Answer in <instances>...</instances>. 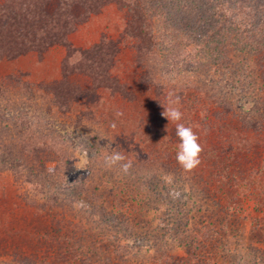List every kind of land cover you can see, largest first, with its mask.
I'll return each mask as SVG.
<instances>
[{
    "label": "rangeland",
    "instance_id": "rangeland-1",
    "mask_svg": "<svg viewBox=\"0 0 264 264\" xmlns=\"http://www.w3.org/2000/svg\"><path fill=\"white\" fill-rule=\"evenodd\" d=\"M73 9L85 18L82 7ZM149 19L144 16L141 27L150 34L133 37L125 12L109 5L81 24L67 45L44 55L29 52L0 60V86L11 77L18 94L27 92L16 107L45 113L52 103L65 100L53 96L50 87L67 70L87 63L96 44L120 46L115 59L106 56L103 64L118 77L117 91L98 87L87 73L69 75L78 95L69 114L59 119L70 139L57 153L36 157L33 178L44 177L46 183L22 184L0 165V264H264V127L231 138L227 126L221 133L201 121L190 122L209 154L200 156L195 169L181 173L175 122L163 113L182 106V88L202 74L201 58L196 66L165 75L167 57L182 46H175L172 33L163 32L162 27L173 26L172 18L165 26L158 18ZM187 46L190 50L192 44ZM231 55L238 66L225 69L221 80L239 92L231 76L248 75L241 65L250 57L237 49ZM263 76L258 80L264 83ZM35 92L37 100L31 99ZM60 108L51 113L59 114ZM26 115L23 119H29ZM117 152L125 159L109 164L107 158ZM61 173H69L72 184L83 175L98 186L96 197L79 198L71 183L59 192L47 187ZM129 183L137 190L131 191Z\"/></svg>",
    "mask_w": 264,
    "mask_h": 264
},
{
    "label": "trees",
    "instance_id": "trees-1",
    "mask_svg": "<svg viewBox=\"0 0 264 264\" xmlns=\"http://www.w3.org/2000/svg\"><path fill=\"white\" fill-rule=\"evenodd\" d=\"M54 3L55 8L48 10ZM109 5H118L125 12L128 20L127 30L136 38L150 34L141 27L144 16L150 19L158 18L162 25L172 18L170 23L173 26L162 29L163 32L166 30L172 33L171 38L175 39L172 42L175 46L181 44L182 48H179L177 54H171L173 57H167L166 69L163 70L165 75L177 74L176 70L183 72L188 65L196 66L201 58L202 68L200 67L199 72L202 74L190 80L185 88H182L183 95L179 97L182 106L178 108L185 112L183 121L186 126H190V122L201 121L203 125L210 127L209 130L216 129L221 133L227 126L228 130L225 132H229L225 134L231 135V138L242 134L249 136L253 129L257 132L263 130L264 121L260 114L264 107V83L258 78L261 72L264 73V0H2L0 60H14L29 52L44 55L54 46L67 45L70 35L79 29L81 24L87 22L91 16L101 13ZM77 6L84 9V19L75 14L73 8ZM190 43L192 47L189 50L187 44ZM113 44L105 45L104 42H99L94 53L86 55L87 63L80 62V66L67 70L60 80L53 83L49 89L52 95L65 96V100L62 99L61 104L52 103L51 106H54L48 107L45 113L38 109L31 112L21 105L20 111L16 107L15 104L22 96L27 99V92L18 94L11 77L8 84L0 86L2 172L12 174L14 179L22 184H44V177L38 181L33 178L38 172L35 171L38 153H57L56 150L62 148L70 139L63 128L65 122L59 119L60 114H69L73 99L78 95L76 89L68 83L71 81L69 75L87 73L98 87L117 89L118 77L112 73V66L109 69L103 67L106 56L111 55L110 58L115 59L117 55L120 46L114 48ZM185 46L186 51L191 53L184 50ZM234 49L245 52L250 57L248 62L241 65L246 68L244 71L248 75L243 74L244 76L238 79L231 76L237 81L239 92H235L236 89H227L225 80H221L225 69L238 66L231 55ZM183 50L187 55L185 65L180 54ZM231 75H234V72ZM184 91L187 92L185 97ZM33 97L38 99L36 92L31 99ZM41 97L43 98V95ZM55 106L64 109L60 108L59 114H52ZM26 114L30 115L29 119H23ZM256 114L259 115L258 118ZM208 154L207 151H202L200 156L205 157ZM29 163H32L33 167H30ZM178 167L181 173L185 172L180 164ZM69 183V173H61L57 180L53 178L47 187L52 186L53 190L59 192L64 191V185L69 186ZM70 185L79 191V198L85 195L96 197L95 190L98 186L88 184L81 174ZM127 185L131 191L137 190L132 184ZM44 191L43 194L47 193ZM28 193L26 200L30 197ZM46 207L42 205L41 209ZM98 211L101 209L98 208Z\"/></svg>",
    "mask_w": 264,
    "mask_h": 264
},
{
    "label": "clouds",
    "instance_id": "clouds-1",
    "mask_svg": "<svg viewBox=\"0 0 264 264\" xmlns=\"http://www.w3.org/2000/svg\"><path fill=\"white\" fill-rule=\"evenodd\" d=\"M163 115L169 122H175L176 136L179 138L176 160L186 171L195 169L200 164V154L203 146L199 142L198 134L191 126H186L180 121L183 119V112L178 107L165 108ZM125 157L121 153H114L107 158L109 164H116L123 161ZM131 162L123 165L125 171L130 167Z\"/></svg>",
    "mask_w": 264,
    "mask_h": 264
}]
</instances>
